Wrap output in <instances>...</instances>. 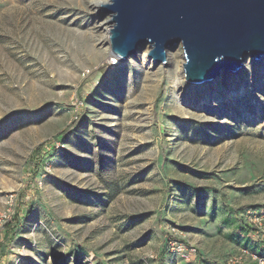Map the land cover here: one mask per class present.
<instances>
[{
    "label": "rangeland",
    "instance_id": "1",
    "mask_svg": "<svg viewBox=\"0 0 264 264\" xmlns=\"http://www.w3.org/2000/svg\"><path fill=\"white\" fill-rule=\"evenodd\" d=\"M100 12L0 0V264H262L264 62L182 83L107 55Z\"/></svg>",
    "mask_w": 264,
    "mask_h": 264
},
{
    "label": "water",
    "instance_id": "2",
    "mask_svg": "<svg viewBox=\"0 0 264 264\" xmlns=\"http://www.w3.org/2000/svg\"><path fill=\"white\" fill-rule=\"evenodd\" d=\"M101 11L113 23L114 53L127 59L151 45V58L164 63L167 49L182 46L193 84L264 59V0H110Z\"/></svg>",
    "mask_w": 264,
    "mask_h": 264
},
{
    "label": "bare ground",
    "instance_id": "3",
    "mask_svg": "<svg viewBox=\"0 0 264 264\" xmlns=\"http://www.w3.org/2000/svg\"><path fill=\"white\" fill-rule=\"evenodd\" d=\"M108 2H110V0H90V5H91V10L92 11H94V12H96V13H99V15L101 14V10H100V8H101V5H103V4H106V3H108ZM112 26H113V23H111V22H109V20L108 19H104V20H100L99 21V27H100V29L105 33L104 35H102V36H104V38H102V40H101V45L102 46H110L109 48L110 49H108V50H110V52L108 51L107 52V55H109V53L111 54V53H113L114 55H117V54H115L113 51H112V47H111V42H110V30H111V28H112ZM151 45H149V47H148V49L145 51V59H144V62H145V64L147 65L148 64V67H152V66H155V63L153 62V60H152V58H149V57H151L150 55H149V52H150V50H151ZM143 48L141 47V48H139V50H138V52L140 51V50H142ZM174 49L175 48H173V49H167L166 50V58L167 59H169V60H167V62H169L171 65L172 64H175V63H177L178 62V64H179V66L178 67H180L181 69H180V74L182 75V77H181V80H182V83H184L183 82V77L185 78V76H186V73H185V57L183 56V61H180V60H176V58L178 57L177 56V54H176V52L174 51ZM181 51H183V50H181ZM138 52L136 53V54H134V55H137L138 54ZM180 52V51H179ZM178 53V52H177ZM183 53V52H182ZM104 54V52L102 53V55ZM111 55L110 57H113L114 55ZM104 55H106V54H104ZM184 55V54H183ZM118 56V55H117ZM131 56H133V55H131ZM104 57V56H103ZM109 57V56H108ZM107 56H106V58H108ZM109 57V58H110ZM119 57V59H120V61H125L126 60V58H122V57H120V56H118ZM130 57V56H129ZM180 57V56H179ZM105 58V59H106ZM108 58V59H109ZM104 59V58H103ZM128 59V58H127ZM182 60V59H181ZM264 61L262 60V62L261 63H263ZM150 63V64H149ZM184 63V64H183ZM248 63L249 64H256V62L254 61V60H252L251 58H249L248 59ZM259 63V62H258ZM264 64V63H263ZM150 65V66H149ZM183 65H184V69H183ZM262 67H263V65H262ZM175 73H176V71H175ZM179 74V75H180ZM229 75H227V77L229 78L227 81V83H225L224 85L226 86V88H228V89H225L224 91H226V93L228 92V94H227V96H229V97H231V96H233V95H236V94H239V93H242V92H245V84H243V81L245 80V77H246V73H245V71H244V68L243 69H241L240 71H238V72H231V73H228ZM222 75H224V73L222 72L221 73V76ZM243 76H245V77H243ZM186 78H187V76H186ZM223 78V77H222ZM188 81V80H187ZM189 82V81H188ZM205 87L203 88V92H204V99L206 100V99H208V97L210 96V94H211V92H212V85L211 84H205L204 85ZM230 90V91H229Z\"/></svg>",
    "mask_w": 264,
    "mask_h": 264
},
{
    "label": "built area",
    "instance_id": "4",
    "mask_svg": "<svg viewBox=\"0 0 264 264\" xmlns=\"http://www.w3.org/2000/svg\"><path fill=\"white\" fill-rule=\"evenodd\" d=\"M248 225L250 226V227H253L254 229H260V230H262L263 232H264V215H262V216H260V217H258L257 219H254L252 222H251V220L248 222ZM235 258V260L237 261V262H240V259L239 258H237V257H234ZM233 261V263L232 264H237V262H235L234 260H232ZM229 264H231V263H229ZM262 264H264V259H263V261H262Z\"/></svg>",
    "mask_w": 264,
    "mask_h": 264
},
{
    "label": "trees",
    "instance_id": "5",
    "mask_svg": "<svg viewBox=\"0 0 264 264\" xmlns=\"http://www.w3.org/2000/svg\"><path fill=\"white\" fill-rule=\"evenodd\" d=\"M243 220H244V219H243ZM244 222H245V225H246V226H245V227H246V229H248V227H249V228H251L252 230H254V228H253V227H250V226L248 225V221H247V224H246V220H245ZM7 237H8V235H7ZM0 248H1V252H4V251H5V247H4L3 245H1V247H0ZM257 255H259V256H260L261 254H257ZM262 258H263V257H262Z\"/></svg>",
    "mask_w": 264,
    "mask_h": 264
},
{
    "label": "clouds",
    "instance_id": "6",
    "mask_svg": "<svg viewBox=\"0 0 264 264\" xmlns=\"http://www.w3.org/2000/svg\"><path fill=\"white\" fill-rule=\"evenodd\" d=\"M116 54V53H115ZM118 56H120V55H118ZM120 57H122V56H120ZM123 58V57H122ZM114 63H119V61L118 60H116V59H114Z\"/></svg>",
    "mask_w": 264,
    "mask_h": 264
}]
</instances>
